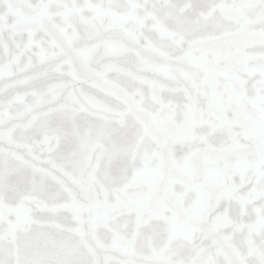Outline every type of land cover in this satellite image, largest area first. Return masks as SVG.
Here are the masks:
<instances>
[{"label": "snow or ice", "instance_id": "obj_1", "mask_svg": "<svg viewBox=\"0 0 264 264\" xmlns=\"http://www.w3.org/2000/svg\"><path fill=\"white\" fill-rule=\"evenodd\" d=\"M0 264H264V0H0Z\"/></svg>", "mask_w": 264, "mask_h": 264}]
</instances>
